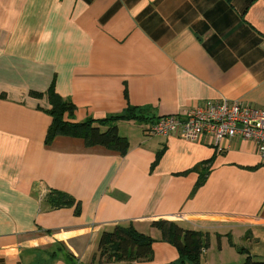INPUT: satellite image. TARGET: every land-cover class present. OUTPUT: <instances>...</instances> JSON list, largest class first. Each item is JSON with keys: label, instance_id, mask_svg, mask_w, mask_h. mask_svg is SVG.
<instances>
[{"label": "crops", "instance_id": "0c3cea01", "mask_svg": "<svg viewBox=\"0 0 264 264\" xmlns=\"http://www.w3.org/2000/svg\"><path fill=\"white\" fill-rule=\"evenodd\" d=\"M50 91L77 122L145 118L116 123L125 154L47 144ZM206 102L264 109V0H0V264H99L116 226L154 240L136 264H179L159 221L209 238L200 264L264 259L256 145L148 132ZM56 192L74 204L53 207Z\"/></svg>", "mask_w": 264, "mask_h": 264}, {"label": "trees", "instance_id": "16d2710c", "mask_svg": "<svg viewBox=\"0 0 264 264\" xmlns=\"http://www.w3.org/2000/svg\"><path fill=\"white\" fill-rule=\"evenodd\" d=\"M33 95L40 97L38 93ZM49 98L52 106V125L47 134V144L58 136L82 138L88 147L102 146L125 154L129 149V142L120 135L116 123L143 122L145 118L143 112L131 108L124 115L105 120L77 122L74 121L77 108L73 103L64 100L54 91L49 92ZM103 127L108 129L103 131ZM49 202L55 208L70 207L74 204L69 196L57 192L49 196ZM154 226L162 231L164 239L177 248L179 264H200L203 251L209 246V238L199 232L183 230L176 223L169 221H159L154 223ZM153 244L151 237L140 234L132 226H116L112 231L103 234L94 259L98 260L99 264H136L152 259ZM240 252L246 253L244 249ZM244 264H264V259L248 256Z\"/></svg>", "mask_w": 264, "mask_h": 264}, {"label": "built area", "instance_id": "2783aa9c", "mask_svg": "<svg viewBox=\"0 0 264 264\" xmlns=\"http://www.w3.org/2000/svg\"><path fill=\"white\" fill-rule=\"evenodd\" d=\"M148 132L152 136H176L190 142L211 138L217 149L226 140L241 138L256 145L264 166V109L239 103L206 102L181 114L158 118Z\"/></svg>", "mask_w": 264, "mask_h": 264}]
</instances>
